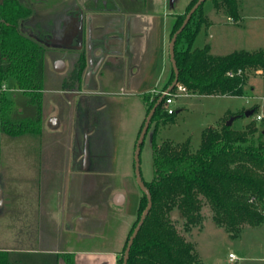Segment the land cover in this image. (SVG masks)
I'll use <instances>...</instances> for the list:
<instances>
[{
	"label": "crops",
	"instance_id": "1",
	"mask_svg": "<svg viewBox=\"0 0 264 264\" xmlns=\"http://www.w3.org/2000/svg\"><path fill=\"white\" fill-rule=\"evenodd\" d=\"M20 1L32 9L22 22L23 30L39 39L47 35L43 44L53 49L50 62L56 70L68 71L62 81L79 56L85 57L87 66L74 84L77 89L61 82L58 91L67 97L66 106L58 105L54 113L44 116L43 148L3 156L12 159L2 163L5 176L0 181V198L5 197V204L18 211L25 201L15 198L24 184L32 190V182L40 184V199L26 202L38 221L41 244L0 246V250L8 252V264L10 255L19 252L56 254L57 264H68L67 253L74 255L75 264H116L130 221L137 214L141 191L136 178L124 188L104 178L129 173L131 147L147 116L141 95L167 83L170 34L176 16L185 13L191 0ZM205 2L208 23L202 27L207 32L217 26L221 10L213 2L206 8ZM227 20L232 21L228 16ZM206 44L211 50L212 43ZM139 99L143 114L126 151L123 133ZM22 168L37 174L38 181L34 176L28 181L22 177ZM120 212L127 219L117 246L113 252L99 249V243L110 236L106 233L109 222ZM14 261L20 262L21 257L15 255L11 264ZM38 262L48 264L43 257Z\"/></svg>",
	"mask_w": 264,
	"mask_h": 264
},
{
	"label": "trees",
	"instance_id": "2",
	"mask_svg": "<svg viewBox=\"0 0 264 264\" xmlns=\"http://www.w3.org/2000/svg\"><path fill=\"white\" fill-rule=\"evenodd\" d=\"M196 1L191 0L185 13L176 16L170 38ZM204 2L192 14L176 40L178 83L184 84L194 94L242 95L248 73L264 70V50L240 49L227 54H213L209 44L193 47L200 28L208 23L203 11ZM212 2L217 10H223L232 21L240 20L238 0ZM31 13V7L20 0H4L0 3V88L13 79L38 109L36 117L13 119V100L6 91L0 89V134L14 137L37 135L43 130L41 113L45 82L42 70L46 46L22 28V22ZM85 66L83 56L77 73L68 79L73 77L78 81ZM228 71H233L234 75L230 76ZM174 77L171 64L165 89ZM149 95H141L147 114L161 97L157 95L150 100ZM252 109V114L258 110L257 107ZM242 114L238 113L239 116ZM174 115L164 110L162 100L151 121L156 122L151 140L154 175L151 180H144L151 192L153 205L132 244L128 264L199 263L195 245L172 219L175 209L184 218L185 230H190L200 221L201 209L206 202L212 209L213 220L224 226L232 236H237L243 226L264 224V128L260 129L257 119L249 121L242 129H235L225 122L207 126L203 130L199 148L193 151L189 142H156L160 122L173 120ZM146 205L147 197L141 191L137 221L126 238L119 259L121 264L129 236ZM64 257L68 264H75L73 254L67 253ZM0 264H8V252L5 250H0Z\"/></svg>",
	"mask_w": 264,
	"mask_h": 264
},
{
	"label": "rangeland",
	"instance_id": "3",
	"mask_svg": "<svg viewBox=\"0 0 264 264\" xmlns=\"http://www.w3.org/2000/svg\"><path fill=\"white\" fill-rule=\"evenodd\" d=\"M238 1L240 4V20L238 22L227 20V14L221 10L217 14L219 17L217 26L207 32L206 28L202 27L193 43V47H202L206 41H210L213 54H227L240 49L264 50V0ZM205 7L211 8L212 1L206 0ZM210 34H212V37H210ZM46 36L45 34L39 35L40 40L44 42ZM51 52H53L52 47L47 46L45 64L42 70L45 82L42 97V118L54 113L58 105H63V108H65L67 101V97L63 93H59L58 89L68 71L60 72L54 68L52 62H50V58L54 55ZM170 68L171 63L168 66L169 74ZM7 86L6 94L14 103L13 119L36 117L38 113L37 105L30 101V96L18 88L13 79L7 82ZM164 86L151 92L149 99L153 100L157 95L162 96L163 91L166 90ZM141 101L140 99L137 100L133 106L130 119L123 133L122 146L126 151L131 146L136 124L143 114ZM255 105L258 106L257 112L248 116L245 115V112ZM172 106L176 109L174 119L160 122L158 126L156 142L159 144L163 141H171L176 144L189 142L191 149L195 151L201 144L202 133L207 126L226 123L230 116L238 115L241 112L243 114L233 122L235 129H242L249 121L256 120L257 113L263 115L261 120L257 119L256 121L260 129L264 128V70L248 73L242 95H200L190 93L189 95L175 97ZM155 124L156 122L151 123L140 154L141 172L145 180H151L154 175L151 140ZM41 137V133L37 135L24 134L16 137L6 133L0 134V181L5 176L2 163L6 160H12L3 158L5 153L18 152V154H21L22 152L41 150L43 148ZM135 146L136 142L131 147L132 158L129 173L121 172L115 175H107L104 178L112 181L117 188L126 187L128 181H135L133 162ZM22 170L21 176L26 177L27 181L30 176H34L35 180L38 178L37 174L31 175L25 168H22ZM32 183L35 190H32L29 184L23 183L25 189H20L21 192H18L15 200L26 202L27 200L40 199V184ZM2 186H4L3 182ZM3 196H5V193ZM5 201V197L0 198V246L11 247L17 244H21V246H29L30 244L38 246L37 243L41 244V240L37 239L38 221L36 216L30 212L31 207L27 206V202H23L16 211L13 206L5 204ZM120 213L122 214H114L109 222L106 233H110V236L99 243V249L113 252L112 249L117 246L121 232H124L125 219H127L123 212ZM172 219L177 228L195 245L199 255L198 264H264V224L260 226H243L237 236H232L224 226L218 225L213 220V212L207 202L204 203L201 209L200 221L191 226L190 230L184 229V218L179 210L175 209L172 212ZM136 221L137 214L130 221L129 231ZM129 231L126 233L124 243L119 248L116 264H121L119 259L123 254ZM230 253H234L236 258L231 259L229 257ZM15 255L20 256L21 261L18 263L14 261V264H39L38 261L41 257L48 264H57L56 254L41 252L12 253L10 264Z\"/></svg>",
	"mask_w": 264,
	"mask_h": 264
},
{
	"label": "water",
	"instance_id": "4",
	"mask_svg": "<svg viewBox=\"0 0 264 264\" xmlns=\"http://www.w3.org/2000/svg\"><path fill=\"white\" fill-rule=\"evenodd\" d=\"M204 1L206 0H197L194 5L191 7V9L187 12L182 24L180 25V27L174 32V34L171 37L170 40V44H169V55H170V62L172 64V67L174 69V80L172 81V83L167 87V91H170L177 83H178V76H179V68L177 66V62H176V58H175V44H176V40L178 35L182 32V30L184 29V27L188 24L189 20L191 19L192 14L197 10V8L200 6V4H202ZM91 71H88L87 75L90 74ZM70 93V92H69ZM164 95H162L158 101L155 103V105L153 106V108L150 110V112L147 114L146 119L144 121V124L141 128V131L138 135L137 141H136V146H135V151H134V166H135V178H136V182L140 188V190L146 195L147 197V205L145 207V209L143 210L136 226L134 227L131 235L129 236L125 251H124V255H123V262L122 264H128V259H129V255H130V250L132 247V244L136 238V236L138 235L143 223L145 222L151 208L153 205V201H152V195L151 192L149 190V188L147 187L145 180L142 176V172H141V161H140V154H141V150H142V144L144 142V139L146 137V134L148 132L150 123L152 121L153 115L155 113V110L158 106V104L163 100ZM253 113V109H249L248 111L245 112V115H251ZM239 115H232L229 117V119L226 121V124L228 126L233 125L234 120L238 117ZM86 149H85V153L87 154V149H88V144L86 143Z\"/></svg>",
	"mask_w": 264,
	"mask_h": 264
},
{
	"label": "built area",
	"instance_id": "5",
	"mask_svg": "<svg viewBox=\"0 0 264 264\" xmlns=\"http://www.w3.org/2000/svg\"><path fill=\"white\" fill-rule=\"evenodd\" d=\"M241 72V69L238 70V73ZM228 74L230 76L234 75L233 71H228ZM1 90L6 91L8 89L7 83H4L2 87L0 88ZM191 92L188 90V88L181 83H177L170 91L164 90L163 91V108L168 114H173L176 112V109L172 106L175 100V97L180 96V95H189ZM263 118V115L261 113H258L256 115V119L261 120ZM229 257L231 259H235L236 256L234 253H230Z\"/></svg>",
	"mask_w": 264,
	"mask_h": 264
},
{
	"label": "flooded vegetation",
	"instance_id": "6",
	"mask_svg": "<svg viewBox=\"0 0 264 264\" xmlns=\"http://www.w3.org/2000/svg\"><path fill=\"white\" fill-rule=\"evenodd\" d=\"M82 57H83V56H79V57L75 60L73 66H72V69H71V71H70V75H69L68 78H70V76H72V75H74V74L77 73V70H78V67H79V64H80V61H81V58H82ZM85 62H86V66H87V61H86V59H85ZM86 66H85V68H86ZM68 78H66V79H64V80L62 81V86H65V87H67V86L74 87V84L76 83V79L73 78V77H71L72 79H68ZM71 89H74V90H75V89H77V87H74V88H71Z\"/></svg>",
	"mask_w": 264,
	"mask_h": 264
}]
</instances>
